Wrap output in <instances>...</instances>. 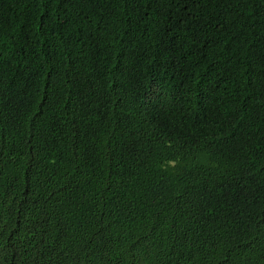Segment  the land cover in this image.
Returning <instances> with one entry per match:
<instances>
[{
    "label": "trees",
    "instance_id": "trees-1",
    "mask_svg": "<svg viewBox=\"0 0 264 264\" xmlns=\"http://www.w3.org/2000/svg\"><path fill=\"white\" fill-rule=\"evenodd\" d=\"M0 264H264V0H0Z\"/></svg>",
    "mask_w": 264,
    "mask_h": 264
}]
</instances>
